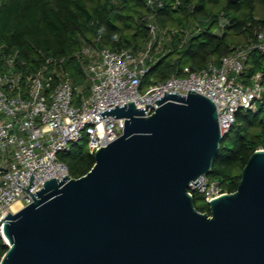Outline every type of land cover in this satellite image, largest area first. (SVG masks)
<instances>
[{"label": "water", "instance_id": "water-1", "mask_svg": "<svg viewBox=\"0 0 264 264\" xmlns=\"http://www.w3.org/2000/svg\"><path fill=\"white\" fill-rule=\"evenodd\" d=\"M177 92L149 115L134 101L101 110L125 117L123 133L85 174L46 180L0 219V264H264V148L235 191L198 210L189 184L209 172L223 137L213 99Z\"/></svg>", "mask_w": 264, "mask_h": 264}, {"label": "built area", "instance_id": "built-area-1", "mask_svg": "<svg viewBox=\"0 0 264 264\" xmlns=\"http://www.w3.org/2000/svg\"><path fill=\"white\" fill-rule=\"evenodd\" d=\"M154 9L161 0H145ZM228 23L220 15L218 24ZM159 27L153 16L149 21V38L144 48L133 52L130 48L114 49L99 42L87 44L78 52L81 69L89 91L76 84L64 66L65 58L44 55L41 63L30 67L19 58L17 51H0V219L21 200L24 207L32 201L31 194L51 178L70 175L68 164L59 158L73 142L87 137L88 150L94 154L124 131L125 117L100 111L128 101L145 107V115L154 112L155 100L166 91L186 94L198 91L214 100L220 132L227 135L236 122L239 109L257 108L264 104V80L256 72L248 82L238 80L245 67L246 50L237 48L219 61L209 60L204 66L184 67L183 75H171L151 82L145 91L141 85L156 59L154 44ZM258 38H263L258 33ZM256 44H253L255 46ZM190 182L188 192H198L204 201L226 193L216 179L206 174ZM21 207V208H22ZM0 233L3 220L0 221Z\"/></svg>", "mask_w": 264, "mask_h": 264}, {"label": "trees", "instance_id": "trees-1", "mask_svg": "<svg viewBox=\"0 0 264 264\" xmlns=\"http://www.w3.org/2000/svg\"><path fill=\"white\" fill-rule=\"evenodd\" d=\"M161 1L151 9L145 0H0V51H17L32 68L44 55L64 57L74 82L84 85L87 81L78 56L81 48L95 44L99 37L100 43L114 49L138 52L148 41L153 16L163 32L154 44L156 59L143 83L182 75L185 66L200 68L237 48L247 54L241 80L248 82L256 72L264 80V0ZM220 15L228 20L223 28L218 24ZM224 138L231 144L220 143L206 175L232 192L250 154L264 148V104L255 110L239 109ZM59 158L68 164L72 177L85 174L95 162L87 138L83 145L73 142ZM198 198L204 201L202 194L193 193L195 207L209 212V204H197ZM7 248L0 233V259Z\"/></svg>", "mask_w": 264, "mask_h": 264}, {"label": "rangeland", "instance_id": "rangeland-1", "mask_svg": "<svg viewBox=\"0 0 264 264\" xmlns=\"http://www.w3.org/2000/svg\"><path fill=\"white\" fill-rule=\"evenodd\" d=\"M161 34H163V33H161ZM164 40H165V38L162 39V41L160 42V46H162ZM182 75H183V74H182ZM238 80H241L240 76H238ZM86 86H87V87H86ZM89 86H90V84H89V83H86V84H84L83 86H81V88L85 90V93H87V92L89 91ZM147 86H148V84L143 83V84L141 85V91H145V89L147 88ZM261 104H263V103H261L260 101H257V107L261 106ZM241 110H242V111H245V108H241ZM86 138H87V137L84 136L82 139H79L77 142H79L80 145H83V144H85V140H86ZM221 142H222L223 144H225V145H230V144H231V143H230V140H229V139H226V138H224V139L222 138ZM260 148H261V147H260ZM63 152H64V151H63ZM196 203H197V204H203V203H205V202H204L202 199L198 198L197 201H196Z\"/></svg>", "mask_w": 264, "mask_h": 264}, {"label": "bare ground", "instance_id": "bare-ground-1", "mask_svg": "<svg viewBox=\"0 0 264 264\" xmlns=\"http://www.w3.org/2000/svg\"><path fill=\"white\" fill-rule=\"evenodd\" d=\"M23 206V203L21 200H16L13 204H12V210L13 211H18L19 209H21V207ZM8 241V239H6Z\"/></svg>", "mask_w": 264, "mask_h": 264}]
</instances>
